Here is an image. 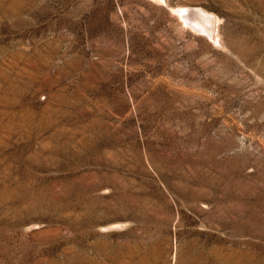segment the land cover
<instances>
[{"label": "rangeland", "instance_id": "obj_1", "mask_svg": "<svg viewBox=\"0 0 264 264\" xmlns=\"http://www.w3.org/2000/svg\"><path fill=\"white\" fill-rule=\"evenodd\" d=\"M0 264H264V0H0Z\"/></svg>", "mask_w": 264, "mask_h": 264}, {"label": "bare ground", "instance_id": "obj_2", "mask_svg": "<svg viewBox=\"0 0 264 264\" xmlns=\"http://www.w3.org/2000/svg\"><path fill=\"white\" fill-rule=\"evenodd\" d=\"M196 16H197V14H196ZM207 20H208L207 24L203 22L207 26V28L205 29V32L208 36H211L212 26H211V22H210V17L207 18Z\"/></svg>", "mask_w": 264, "mask_h": 264}]
</instances>
